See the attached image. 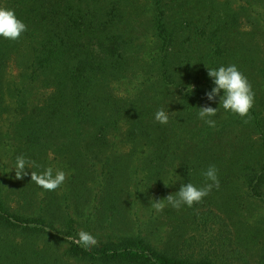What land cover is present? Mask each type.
<instances>
[{
  "label": "trees",
  "instance_id": "obj_1",
  "mask_svg": "<svg viewBox=\"0 0 264 264\" xmlns=\"http://www.w3.org/2000/svg\"><path fill=\"white\" fill-rule=\"evenodd\" d=\"M0 7L27 25L17 41L0 38V67L27 74L7 89L10 108L0 96V264H264V0ZM229 64L254 107L241 118L217 99L209 128L197 118L207 67ZM212 164L220 188L202 203L152 207L179 190L165 185L174 170L201 186ZM48 169L65 176L52 190Z\"/></svg>",
  "mask_w": 264,
  "mask_h": 264
},
{
  "label": "clouds",
  "instance_id": "obj_2",
  "mask_svg": "<svg viewBox=\"0 0 264 264\" xmlns=\"http://www.w3.org/2000/svg\"><path fill=\"white\" fill-rule=\"evenodd\" d=\"M27 31V25L16 15L11 8L0 7V38L17 41L23 33ZM208 77L212 81V87L205 92V97L209 104L199 107L197 118L203 121L209 128L216 127V117L218 107H212V103L219 101V106H222L225 112L238 115L241 118H247L250 111L254 107L255 92L247 77L238 69L235 64L220 65L216 68L207 67ZM192 91V89H191ZM155 119L161 123L168 122V115L164 110H158L155 114ZM18 163L23 171V164L30 163L25 157H17ZM46 174L53 180L50 183L42 185L49 190L55 189L63 182L65 176L62 171L52 176V170H46ZM204 183L197 186L191 182L184 183L183 178L176 174L175 170L171 176V183L164 184L166 186L174 185L180 181V187L174 194L168 195L164 199L153 200L152 207L161 212L166 207L173 209H181L182 207H193L194 204H200L213 189L220 188L219 169L216 165H209L202 171ZM79 242L86 249H91L96 244L95 238L88 232L80 231Z\"/></svg>",
  "mask_w": 264,
  "mask_h": 264
},
{
  "label": "rangeland",
  "instance_id": "obj_3",
  "mask_svg": "<svg viewBox=\"0 0 264 264\" xmlns=\"http://www.w3.org/2000/svg\"><path fill=\"white\" fill-rule=\"evenodd\" d=\"M26 43V40L22 41V44L24 45ZM21 44V45H22ZM22 45V46H23ZM27 74L25 72H18L14 68H8L6 65L0 67V96L1 94L5 98V106H8L9 108L11 107V95L9 93L8 95V88L10 87V84L15 82L17 85L21 86L25 80H26ZM30 98H36L40 94H42V91L40 88H32L31 93H30ZM2 127V130L4 129V126L0 125V128Z\"/></svg>",
  "mask_w": 264,
  "mask_h": 264
}]
</instances>
